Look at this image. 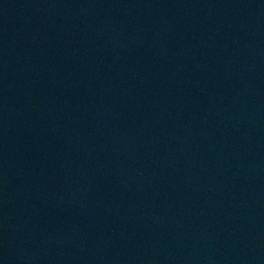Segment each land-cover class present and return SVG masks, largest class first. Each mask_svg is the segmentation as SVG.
Instances as JSON below:
<instances>
[{
  "label": "water",
  "instance_id": "water-1",
  "mask_svg": "<svg viewBox=\"0 0 264 264\" xmlns=\"http://www.w3.org/2000/svg\"><path fill=\"white\" fill-rule=\"evenodd\" d=\"M0 264H264V0H0Z\"/></svg>",
  "mask_w": 264,
  "mask_h": 264
}]
</instances>
